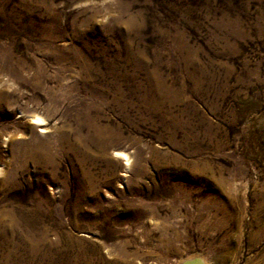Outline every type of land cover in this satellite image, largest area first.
<instances>
[{"label": "rangeland", "instance_id": "1", "mask_svg": "<svg viewBox=\"0 0 264 264\" xmlns=\"http://www.w3.org/2000/svg\"><path fill=\"white\" fill-rule=\"evenodd\" d=\"M187 258L264 264V0H0V264Z\"/></svg>", "mask_w": 264, "mask_h": 264}, {"label": "bare ground", "instance_id": "2", "mask_svg": "<svg viewBox=\"0 0 264 264\" xmlns=\"http://www.w3.org/2000/svg\"><path fill=\"white\" fill-rule=\"evenodd\" d=\"M36 119L37 120H43L42 118H39V117H36ZM117 153L119 154V155H121L125 160H126V164H128V160H129V156H128V154L127 153H125V152H119V151H117ZM45 252V251H44ZM192 258V257H191ZM191 258H187V259H185L184 261H187V260H189V259H191ZM204 259V258H203ZM205 260V259H204ZM182 259L179 261V263L178 264H182ZM196 262V261H195ZM205 263V262H204ZM193 264H195V263H193Z\"/></svg>", "mask_w": 264, "mask_h": 264}, {"label": "water", "instance_id": "3", "mask_svg": "<svg viewBox=\"0 0 264 264\" xmlns=\"http://www.w3.org/2000/svg\"><path fill=\"white\" fill-rule=\"evenodd\" d=\"M196 260H197V261H196ZM196 260H194V259H193V260H188L187 263H188V264H193V262L196 261V263L198 262V264H200L199 259H196ZM196 263H195V264H196ZM201 263H202V262H201Z\"/></svg>", "mask_w": 264, "mask_h": 264}]
</instances>
